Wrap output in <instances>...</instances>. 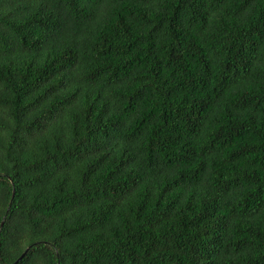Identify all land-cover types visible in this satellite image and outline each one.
<instances>
[{"label": "trees", "instance_id": "16d2710c", "mask_svg": "<svg viewBox=\"0 0 264 264\" xmlns=\"http://www.w3.org/2000/svg\"><path fill=\"white\" fill-rule=\"evenodd\" d=\"M0 264H264V0H0Z\"/></svg>", "mask_w": 264, "mask_h": 264}, {"label": "water", "instance_id": "95a60500", "mask_svg": "<svg viewBox=\"0 0 264 264\" xmlns=\"http://www.w3.org/2000/svg\"><path fill=\"white\" fill-rule=\"evenodd\" d=\"M2 225H3V223H2ZM23 257H24V255L20 258V260H21ZM20 260H19V261H20Z\"/></svg>", "mask_w": 264, "mask_h": 264}]
</instances>
